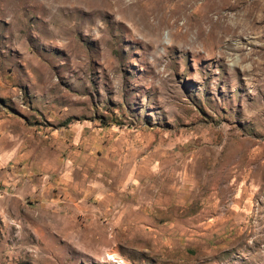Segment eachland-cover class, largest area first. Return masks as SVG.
Returning <instances> with one entry per match:
<instances>
[{
    "label": "rangeland",
    "instance_id": "1",
    "mask_svg": "<svg viewBox=\"0 0 264 264\" xmlns=\"http://www.w3.org/2000/svg\"><path fill=\"white\" fill-rule=\"evenodd\" d=\"M0 264H264V0H0Z\"/></svg>",
    "mask_w": 264,
    "mask_h": 264
},
{
    "label": "bare ground",
    "instance_id": "2",
    "mask_svg": "<svg viewBox=\"0 0 264 264\" xmlns=\"http://www.w3.org/2000/svg\"><path fill=\"white\" fill-rule=\"evenodd\" d=\"M111 258H113V256Z\"/></svg>",
    "mask_w": 264,
    "mask_h": 264
}]
</instances>
